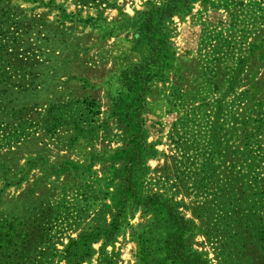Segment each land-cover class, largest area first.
I'll list each match as a JSON object with an SVG mask.
<instances>
[{"label": "rangeland", "instance_id": "374dc122", "mask_svg": "<svg viewBox=\"0 0 264 264\" xmlns=\"http://www.w3.org/2000/svg\"><path fill=\"white\" fill-rule=\"evenodd\" d=\"M195 1L0 0V120L48 154L0 155V264H264V107L201 94Z\"/></svg>", "mask_w": 264, "mask_h": 264}, {"label": "crops", "instance_id": "0c3cea01", "mask_svg": "<svg viewBox=\"0 0 264 264\" xmlns=\"http://www.w3.org/2000/svg\"><path fill=\"white\" fill-rule=\"evenodd\" d=\"M107 12L105 15H110L111 22L115 10ZM190 14L196 16L201 25L189 33L188 39L182 37L181 44L194 49L191 52L193 61L202 63L207 71L213 73L211 79H205L207 91L201 94L238 97L241 99L239 111L251 112L256 105L264 107V1L196 0ZM235 70L242 71L236 78L233 76ZM253 96L261 98L254 103V98H248ZM45 107L44 113L48 105ZM207 110L218 112L226 109L215 103ZM30 122L38 124L39 121L31 118ZM16 123L14 121L15 126ZM5 130L6 122L0 120V155H48L35 149V146L42 145L35 135L9 140ZM27 143H31V151L23 152L22 147Z\"/></svg>", "mask_w": 264, "mask_h": 264}, {"label": "trees", "instance_id": "16d2710c", "mask_svg": "<svg viewBox=\"0 0 264 264\" xmlns=\"http://www.w3.org/2000/svg\"><path fill=\"white\" fill-rule=\"evenodd\" d=\"M173 238L175 239L176 236H173ZM181 248V243L179 244V247ZM178 255L181 256L180 258V262L181 264H198L200 263L202 260L201 256L199 254L196 253L195 255V259L194 260H190L187 257H185L183 254L180 253V251H178ZM205 264V263H204Z\"/></svg>", "mask_w": 264, "mask_h": 264}]
</instances>
